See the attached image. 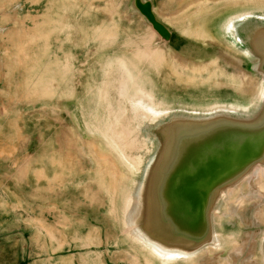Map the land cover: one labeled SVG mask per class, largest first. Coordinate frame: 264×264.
Wrapping results in <instances>:
<instances>
[{
	"label": "water",
	"instance_id": "1",
	"mask_svg": "<svg viewBox=\"0 0 264 264\" xmlns=\"http://www.w3.org/2000/svg\"><path fill=\"white\" fill-rule=\"evenodd\" d=\"M98 1L94 5L101 3L99 9L93 5L79 9L83 15L91 14L79 20L80 23L85 22L83 27L80 23L73 28V24H66L71 25L67 30L65 25L63 27L64 39L59 41L83 39V47L71 45L66 51L64 44L51 43L46 48L47 52L41 55H87L92 57L89 64L91 72L97 71L96 57H104V84L100 96L101 106L105 109L102 113L106 114L102 118L111 123L104 125L102 132L108 139L110 150H114L125 163L124 178L142 179L136 184L134 180L136 191L128 187L123 198L125 225L152 256L146 259L145 255H138L136 264H163L138 236L139 232H145L170 248L183 247L193 252L169 264H206L204 250L208 247L211 249L209 252L226 250L227 244L235 238L229 235L230 242L221 240L223 238L214 223V211L220 209L218 205L226 191L247 179L248 184L253 183L264 192L261 187L264 182L261 183L254 174L257 169L264 171V98L260 97L264 90V0H210L216 4L226 1L227 6L215 9L218 16L214 22L207 23L210 39L189 40L187 49L172 48L174 31L158 18L153 0H126L125 10L129 19L132 17L136 22L129 25H121L118 21L105 22L107 27L108 24L119 25L117 33L113 34L114 37L98 34L97 24H91L90 20L98 18L102 21L108 17L102 12L105 2ZM117 1L112 0V3ZM106 10L116 12L113 19L119 20L120 13L116 8L106 7ZM95 11L100 14H95ZM140 23L145 26L141 28L143 30L138 29ZM74 32L76 34L71 36ZM40 40L42 44L49 43L48 39ZM146 41H151L149 47L154 50L141 51L146 48ZM209 41L228 54L225 61L212 58V65L208 64L211 59V50L207 48ZM149 51L158 53L160 59L146 62L139 57L151 54ZM167 53L176 55L175 60H169ZM178 53L181 56L186 54L187 60L183 61ZM197 54L204 57L198 58ZM61 61L64 68L57 84L52 86L55 90L60 89L61 96L69 74L70 77L73 75L75 78L67 83V87L72 86L74 93H68H72V100L75 95L79 99L81 95H77V90L82 77L75 76V62ZM201 61L205 64L194 68L193 63ZM232 63L243 65L248 73L244 77L240 73L233 75L230 73ZM210 71L214 73L211 77H202ZM253 84L252 96L243 95L241 88ZM195 88L200 90L191 91ZM203 88H226L228 91L212 98L192 97L184 93L199 95ZM144 90L157 104H162V108L168 109L158 116L157 122L152 123L155 116L141 108L150 101L149 96H138L143 95ZM44 102L46 104L47 99H40L38 103ZM139 103L141 105L137 108ZM214 106L223 109L210 111ZM232 106L237 111H230ZM128 199L138 206L126 210ZM131 216H140L139 222L129 225ZM262 231L260 264H264V222ZM44 237L78 243L74 239L62 240L57 234L48 237L46 225L35 235V238ZM214 237L221 242L218 248L212 246ZM83 245L88 246L89 252L103 254L100 246L97 248L88 240ZM106 246L108 249L112 247L110 244ZM229 263V258L228 261H220V264Z\"/></svg>",
	"mask_w": 264,
	"mask_h": 264
},
{
	"label": "rangeland",
	"instance_id": "2",
	"mask_svg": "<svg viewBox=\"0 0 264 264\" xmlns=\"http://www.w3.org/2000/svg\"><path fill=\"white\" fill-rule=\"evenodd\" d=\"M41 1L0 0V264H23L22 257L18 262L17 253L11 259L10 241L20 240L22 250L27 249L28 241L45 225L48 237L57 234L62 240L74 239L81 245L88 240L97 248L100 246L103 254L109 250L113 264H136L138 255L152 258L124 222V194L128 187L135 192L136 181L142 179L124 178L125 163L110 150L102 132L103 126L111 123L102 118L106 114L102 113L105 109L100 97L104 84V57H96L97 71L91 72L92 57L87 55L42 56L51 43L64 44L67 51L71 45L83 47V39L63 42L49 39V43L42 44L41 33L46 25L42 20L47 19L50 3L41 6ZM98 5L102 4H96L99 9ZM90 15H84V19ZM132 20L131 17L129 23L134 24L136 21ZM139 26V30L145 27L141 23ZM102 27H98V34L111 30L117 33V27L112 24ZM149 44L151 41H146V48L141 51L154 50ZM207 48L211 50L209 65L214 59L225 61L228 57L210 41ZM148 53L152 55L138 56L146 62L160 59L158 53ZM199 54L198 58L204 57ZM166 56L171 61L176 58L168 53ZM177 56L187 60L186 54L178 53ZM61 60L75 62V76L82 77L77 90V95H81L79 99L75 95L72 100V93H68L73 92L72 86L67 87V83L75 78L73 75L70 77L69 74L67 82L64 78L66 84L61 96L60 89L55 90L52 86L57 84L64 68ZM200 64L205 63L194 62L193 66L200 68ZM230 73H240L244 77L248 72L243 65L234 64ZM227 91L226 88H203L199 95L184 93L212 98ZM40 99L48 102L41 105ZM248 183L243 179L228 189L218 205L220 209L214 211V223L221 240L228 242L229 235L235 238L227 244L226 250L209 252L210 247L204 250L206 264H220L228 258L229 264H260L264 220L260 222L257 216L260 214L261 217L264 210V195L258 193L259 187ZM106 244L112 247L108 249Z\"/></svg>",
	"mask_w": 264,
	"mask_h": 264
},
{
	"label": "crops",
	"instance_id": "3",
	"mask_svg": "<svg viewBox=\"0 0 264 264\" xmlns=\"http://www.w3.org/2000/svg\"><path fill=\"white\" fill-rule=\"evenodd\" d=\"M103 2H105V10L102 12L108 16L104 17L103 22L118 21L121 25H129V14L125 10L126 0H119L115 4L112 3V0H103ZM48 3L50 4L47 6V19L42 20L46 25L44 32L41 33V38L48 40H63L64 25L78 24L80 23L79 20L84 17V13H80L79 10L82 6L93 5L94 8L96 7L93 0H42L40 5L44 6ZM153 3L158 18L168 24L174 31L173 40L175 42L172 43L174 49H187V41L189 40L202 41L210 39L206 27L209 22H214V19L218 16L215 15L218 12L215 9L221 6L224 9L227 6L226 1L210 4V0H153ZM106 7L116 8L117 12L120 13L119 20L113 19L117 13L106 10ZM98 12L95 11L94 13ZM15 212L17 213V211ZM42 231L43 226L40 228V232ZM19 241H10L13 252L11 259L17 253L18 262L22 257L24 259L23 264H113L109 251L97 255L89 252L87 245L78 246V243L74 241L65 242L48 238H31L28 241L27 249L24 250H22L23 243Z\"/></svg>",
	"mask_w": 264,
	"mask_h": 264
},
{
	"label": "bare ground",
	"instance_id": "4",
	"mask_svg": "<svg viewBox=\"0 0 264 264\" xmlns=\"http://www.w3.org/2000/svg\"><path fill=\"white\" fill-rule=\"evenodd\" d=\"M210 4H211V2H210ZM86 21V20H85ZM90 23L91 24H97V27H96V30L98 29V27L99 26H103V27H107L106 26V23L105 22H102L101 21V19H98L97 18V20H90ZM67 26V25H66ZM108 26H109V24H108ZM119 26V25H118ZM117 26V27H118ZM73 27H76V25L75 24H73L72 25V28ZM102 27V28H103ZM66 28V27H65ZM71 28V25L70 26H68V28H66L65 30H67V29H70ZM116 29V28H115ZM101 30V29H100ZM115 30H111V32H109V33H103L102 34V36H106L107 35V37H109L110 36V34H111V36H113L114 37V35L113 34H116V32H114ZM97 33H98V30H97ZM179 69V68H178ZM178 71H180V69L178 70ZM212 76V72L210 71V73L209 74H207V75H205V76H202V77H204V78H207V77H211ZM254 88H255V86H254V84L253 85H251L250 87L248 86V89H247V87L246 88H241V91L243 92L242 94L243 95H247V96H252V94L254 93ZM247 90H248V92H247ZM99 94V93H98ZM142 94L143 95H138V96H149L148 95V92H146L145 90L144 91H142ZM98 97H99V95H98ZM101 97V96H100ZM260 97H261V99L262 98H264V90H262L261 91V93H260ZM149 99H150V101L148 102V101H146V104H144L141 108L146 112V113H151V114H153L155 117L153 118V119H151V121H152V123H154V122H157L160 118L158 117V116H161V114L162 113H164V112H166V111H168V109H164V108H162L161 106H162V104H157L155 101H154V99L152 98V96L150 97H148ZM41 105H43V103L41 104ZM139 105H141L140 103L139 104H136V107L138 108L139 107ZM218 109L221 111L223 108H221V106H214L212 109H210V111H215V112H219L218 111ZM234 110H236L237 111V108L235 107V106H232L231 107V109H230V111H234ZM146 114H145V116H144V121H146ZM168 128V127H167ZM98 155H96V157H97ZM98 158H99V156H98ZM110 158V157H109ZM128 161L130 160V159H128L127 157H125ZM100 160V159H99ZM104 160V159H103ZM110 161L112 160V159H109ZM113 162V161H112ZM97 163V162H96ZM103 165H104V163H102ZM108 164V163H107ZM114 164V163H113ZM109 165V164H108ZM107 165V166H108ZM115 165V164H114ZM138 165H140V163H138ZM110 166V165H109ZM108 166V167H109ZM134 166V165H133ZM100 167V166H99ZM105 167V166H104ZM115 167L118 169V167L115 165ZM103 168V167H102ZM109 170L111 169L110 167L108 168ZM98 170H99V168H98ZM130 170L132 171V169L130 168ZM104 171V170H103ZM106 171V170H105ZM99 173V172H98ZM100 173H101V171H100ZM106 173V172H105ZM115 174V173H114ZM254 174H255V177L256 178H259L260 179V182L261 183H263L264 182V171L263 170H259V169H257L256 171H254ZM101 176V175H100ZM113 176H115V175H113ZM101 178V177H100ZM109 178V177H108ZM110 179V178H109ZM253 179V178H252ZM111 180V179H110ZM104 181H105V178H104ZM104 181H103V183L102 184H104ZM97 183V182H96ZM109 183V182H108ZM99 184H101V182L99 183ZM110 184V183H109ZM252 184V183H251ZM250 184V185H251ZM98 185V184H97ZM101 187H102V185H101ZM108 187V186H107ZM110 187V186H109ZM108 187V188H109ZM262 188H264V186H261ZM260 188V187H259ZM105 189V188H104ZM258 191V190H257ZM261 193V195L263 194L264 195V193H262L263 192V190H261V189H259V191H258V193ZM108 194H109V192H107ZM259 193V194H260ZM256 195V194H255ZM262 195V196H263ZM257 196H259V195H257ZM249 197H250V195H249ZM252 197V196H251ZM259 198H260V196H259ZM263 199V198H262ZM254 203H256V202H254ZM136 206H138V204H135V203H133V201L132 200H130V199H128V201H127V203H126V210H129V209H131L132 207H136ZM252 206H254V205H252ZM252 208V207H251ZM255 209H257V208H255ZM237 211H239V210H237ZM141 216V215H140ZM140 216H136V217H134V216H131V217H129V220H128V223H129V225H134V224H136V223H138L139 222V220H140ZM262 217H263V220H264V210L262 211V214H261V217H260V214H258V216H257V219L258 220H260L261 221V219H262ZM262 222V221H261ZM138 236L139 237H141L143 240H144V242H146V244L148 245V247H150L151 248V250L155 253V255H156V257H158L159 259H160V261L163 263V264H169V263H171L172 261H175V260H177V259H179V258H181V257H184V256H190L191 254H193V252H190L188 249H184L183 247H180V248H170L169 246H167V245H165V244H163V243H161L160 241H158V240H155V239H153V238H151L150 236H148L145 232L144 233H141V232H139L138 233ZM212 242H213V244H212V246H214V247H216V248H218L219 247V245L221 244V242L220 241H218V239L216 238V237H214V239L212 240ZM238 244V243H237ZM234 264V263H233Z\"/></svg>",
	"mask_w": 264,
	"mask_h": 264
}]
</instances>
